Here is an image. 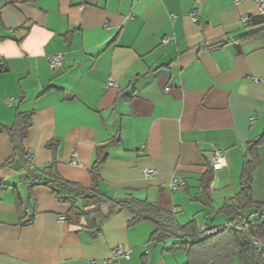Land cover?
<instances>
[{
	"label": "crops",
	"instance_id": "1",
	"mask_svg": "<svg viewBox=\"0 0 264 264\" xmlns=\"http://www.w3.org/2000/svg\"><path fill=\"white\" fill-rule=\"evenodd\" d=\"M56 54L64 62L52 70ZM0 62V124L33 114L25 148L37 169L55 161L66 180L88 188L97 149L108 145L99 168L105 195L147 200L202 230L230 223L219 209L239 193L248 157L258 162L254 200L264 204V17L253 3L0 0ZM214 151L226 166L206 194ZM12 153L0 134V164ZM146 169L157 173L146 177ZM176 177L187 186L172 191ZM25 178V170L0 172V264H103L119 246L130 259L113 264H188L181 253L157 254L165 241H151L148 223L129 227L127 212L97 235L84 219L60 222L70 206L45 186L30 200ZM17 193L34 216L29 226Z\"/></svg>",
	"mask_w": 264,
	"mask_h": 264
},
{
	"label": "trees",
	"instance_id": "2",
	"mask_svg": "<svg viewBox=\"0 0 264 264\" xmlns=\"http://www.w3.org/2000/svg\"><path fill=\"white\" fill-rule=\"evenodd\" d=\"M5 71V64L0 62V72ZM32 118L33 114L18 111L12 125L0 124V134H6L13 147L12 156L0 164V172L4 169L25 170L30 200L33 199V191L37 186L49 188L60 203L70 206L68 219L65 218V221L79 224L80 220L84 219L86 228L92 230L94 235L101 232L104 222L127 212L131 216L129 227L143 222L153 227L151 241L164 242L170 238L179 240L172 251L177 248L185 252L188 264H227L233 257L239 258L243 264H264V204L256 202L253 196L254 174L258 168L256 159L247 157L239 193L219 209L230 216L231 222H236L237 229H227L223 226L201 230L195 220L180 225L175 213L158 204L147 200L116 199L105 195L100 187L99 168L108 160V145L97 149V160L91 169L92 184L88 188L66 180L59 173L55 161L37 169L31 160L33 157L25 148V141L33 125ZM56 147L55 143L48 144L50 149L55 150ZM215 172L211 167L202 179V189L206 194ZM17 201L21 225H31L34 216L24 212L19 193Z\"/></svg>",
	"mask_w": 264,
	"mask_h": 264
},
{
	"label": "built area",
	"instance_id": "3",
	"mask_svg": "<svg viewBox=\"0 0 264 264\" xmlns=\"http://www.w3.org/2000/svg\"><path fill=\"white\" fill-rule=\"evenodd\" d=\"M245 2L253 3L256 7L257 13L264 17V0H233L234 5H236V6H239ZM195 16H196L195 14L192 15L193 18H195ZM249 20H250V17L248 15H246L242 18V23L247 24V23H249ZM170 40L171 39L169 37H166L162 41V46L163 47L167 46L169 44ZM48 60H49L50 68L52 70H56V69H59L63 66L64 55L63 54H56V55L49 57ZM106 86L108 88H111V87H114L115 84L112 82H109ZM7 103L11 104L12 100H8ZM252 121H253V119H252ZM31 160H33V158ZM211 164H212L213 169L216 172L221 171L225 168V166H226L225 165V157L221 151H214L213 152L212 158H211ZM74 165L79 166L78 164H76V162H74ZM156 173H157L156 171L151 170V169H146L144 171V174L146 177H152ZM186 186H187L186 181H184L180 177H176L175 179H173L169 185V187L172 191L182 190ZM65 220H66L65 217L60 218V222H65ZM249 221H251V220H249ZM224 227L227 229H237L236 228L237 224L235 221H233V222L230 221V223L224 225ZM202 230H204V229H202ZM129 259H130V253L127 252L124 247L119 246L113 251V258H111L107 261H104L103 264H113L119 260H129Z\"/></svg>",
	"mask_w": 264,
	"mask_h": 264
},
{
	"label": "rangeland",
	"instance_id": "4",
	"mask_svg": "<svg viewBox=\"0 0 264 264\" xmlns=\"http://www.w3.org/2000/svg\"><path fill=\"white\" fill-rule=\"evenodd\" d=\"M178 220H179V222L180 223H186L187 222V218H186V215L185 214H179L178 215ZM179 242V240H177V239H175V238H170V239H168V240H166L163 244H156L157 245V248H156V253L157 254H160L161 253V251L165 248V249H168V251H165L166 252V255H168V258L170 259V260H174V254H180L181 253V255L182 256H184L185 255V257H187V255H186V253L185 252H183L182 250H178L177 248H176V250L175 251H172V249L174 248V245L176 244V243H178ZM151 246L152 245H154V244H150ZM151 249L152 248H150V251H151ZM153 264V263H152ZM227 264H243V262L239 259V258H237V257H233V258H230L229 260H228V263Z\"/></svg>",
	"mask_w": 264,
	"mask_h": 264
}]
</instances>
